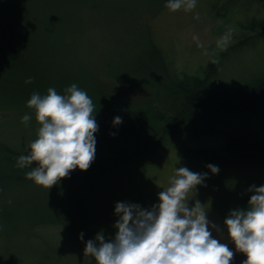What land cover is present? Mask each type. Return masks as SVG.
<instances>
[{"label":"rangeland","instance_id":"374dc122","mask_svg":"<svg viewBox=\"0 0 264 264\" xmlns=\"http://www.w3.org/2000/svg\"><path fill=\"white\" fill-rule=\"evenodd\" d=\"M14 1L28 3L24 6L27 7L28 14L26 21L33 28L30 30L34 35L33 42L49 47V52L40 61H46L50 71L57 70V77H65L61 82L66 81L70 75L72 79L77 76L95 80L101 86L99 93L109 97L108 100L112 102L107 104L110 122L117 116L122 118L121 130L115 128L118 125H112L113 128L105 129L98 141L97 148L114 146L109 149L110 158L102 160L103 163L94 159V164L112 165L131 151L144 147L154 148L161 139L159 131L162 121L152 105L156 104L157 99L166 97L160 87L162 82L157 75L153 76L150 83L135 81L144 77L142 75L130 82L123 81L134 78L131 70L136 67L134 57L146 49L148 43L154 42L162 49L168 60L167 64L177 76L202 75L210 63L218 61V73L213 78L217 90L234 91L243 86L248 87L257 77L264 76L262 42L247 41L243 32L245 25L256 17L264 19V0H222L216 4L215 0H196L195 9L186 11L181 8L175 12L163 8L156 0ZM229 32L230 39L221 46L218 41ZM2 87L5 85L0 81V104L8 102L12 110H0V142L29 147L38 135L39 124L35 114L31 115L32 119L25 126L22 122L24 114L13 110L15 102L10 93L1 90ZM111 98L117 101L113 102ZM97 99L101 100L100 104L103 102L100 97ZM117 103H128L130 107L111 106ZM136 114L143 115L133 117ZM244 118L249 120H245L249 133L264 139V125L257 123L258 119H253L254 117L245 115ZM110 122L108 125L111 126ZM206 140L207 146L219 143L216 136H209L203 141ZM175 142L171 140V144L165 148L167 154H163L162 162L165 163L162 165V174L158 173L160 168L158 170L157 166L161 165V161L155 162L153 156L124 164L120 171L103 177L101 174L106 172L91 171L74 182H57L51 189L44 186L37 189L23 184L13 185L12 190L15 189V192H12V197L14 195L15 198L12 203L16 209L6 211L0 206V223L7 225L14 236L18 231L20 238L19 260L16 263L11 258V261L14 264H68V245L73 244L80 252V256L75 257L81 259L75 261V264H96L86 263L94 258L84 256L86 243L95 240L99 233L104 234L105 240L115 236L116 229L113 226L119 219L115 212L116 204H137L150 210L159 204V193L170 185L175 170L187 167L193 172L206 174V179L196 188L195 193H189V197L193 198L189 200V207H194L196 201L205 207L212 237L233 251L234 258L230 264H242L247 257L236 250L224 221L234 210H247L248 207L242 208L239 201L243 194H253L249 191L253 186L264 185V166L251 164L245 168L219 170L217 174H213L204 160L187 159L181 145L178 146ZM198 144L188 140L184 146L197 148ZM89 180L91 182L87 183ZM87 186L92 188L90 193ZM130 186L134 187L131 192L128 190ZM8 187L9 185H5L4 190ZM112 187L116 189L107 190ZM54 190L60 193L64 191V195L55 194ZM66 190L71 191V202L66 200ZM143 190L146 196L143 195ZM122 196L125 199L128 196L129 199L123 200ZM5 197L3 204L12 207L10 191L6 192ZM106 202H110L109 205L114 210L105 209L103 204ZM12 213L16 217L18 215L17 221L8 218ZM24 213L29 214L31 222L24 224L22 230L21 216ZM35 217L42 219L41 222L45 218L63 221V227H59L58 234H55L58 237L50 239V230L53 229L47 228L42 232L51 246L61 244L59 249L64 252L60 253L66 255L58 261H45L46 258L38 255L36 241L31 245L25 241L24 236L30 233ZM13 239L16 240L17 236ZM29 239L32 240L30 237Z\"/></svg>","mask_w":264,"mask_h":264},{"label":"trees","instance_id":"16d2710c","mask_svg":"<svg viewBox=\"0 0 264 264\" xmlns=\"http://www.w3.org/2000/svg\"><path fill=\"white\" fill-rule=\"evenodd\" d=\"M156 1L161 3L163 8H167L166 5L168 0ZM219 1L222 0H215L214 4ZM24 4L28 5V3L23 1L20 4V2H15L14 0H0V72H2L0 73V81L5 85L1 90L11 94L10 97L15 102L14 111H20L24 115L28 114L31 116L35 114V111L27 107V102L34 92L45 95L49 88H55L58 94L64 95L68 87L72 84H76L81 90L88 94L93 102V115H95L96 122L99 126V130L95 134V160H100V163H103L102 160L110 158L108 155L109 149L114 147L112 146L106 149L97 148V146H99L98 141L105 133V129H110L114 126V120L110 122L111 117L108 114L109 106H107L108 103L112 102L108 100L109 97L99 93L101 91V86L95 80L81 79V77L77 76H74L75 78L72 79L70 75L66 81L64 80L61 82L65 77H57V70L51 68L52 70L50 71V68H47L49 66L47 65L48 63H46V61H40V59L42 60L49 52V47L40 42L39 44L33 42L34 35L33 32L30 31L33 28L28 25L26 21L28 14L26 13L27 7L24 6ZM29 4L31 3L29 2ZM31 14L33 15V10ZM256 19H253V21L245 25L243 32L247 41H260L262 42L261 45L264 47V19H258V17H256ZM63 53H66V50H63ZM68 53H70V51H68ZM134 60H136L134 62L136 67L131 68L134 78L123 79L124 82L135 80L139 75L144 77L135 81L150 83L153 76L157 75V78L162 82L160 87L166 94V97L157 99L156 104L152 105L154 110L156 109L158 111L157 116H159L160 121H162L159 131L161 139L156 143L154 148L144 147L141 148V150L131 151L125 154L122 160L115 161L114 164L108 166L98 165L97 162H95V164L91 163L87 171H81L77 168L66 178L57 182H74L79 178L82 179L84 175L91 171L96 173L98 171L106 172L101 174L103 177L120 171L124 164L132 163V161H140L144 158H153V156H155V162L161 161V165H157L160 171H156L162 174V165L165 163L162 162L164 157L163 154H167V149L165 148L171 144V140H175V144L178 146L181 145L182 152L187 156V159H191V161H193V159L204 160L206 164L215 165L219 170L240 169L251 164H261L264 166V139L258 138L256 134L249 133L250 130L245 123V120L248 122L249 120L246 118L243 119V116L245 117V115H247V117L258 119L256 122L264 125V76L257 77L254 83L248 87L243 86L234 91L217 90L213 78H215L218 73L216 72L218 61L210 63L202 75L186 74L184 76H177L176 73L172 71L169 63L167 64L166 61L168 60L163 54L162 49L154 42L148 43V47L139 52V54L134 57ZM29 78H31L32 83H25ZM98 97L103 101L101 104V100L97 99ZM111 99L113 100V98ZM116 101L117 100H113V102ZM111 106L122 108L127 107L128 103H117ZM131 106L133 109L137 110L135 106ZM129 107L130 106H128V108ZM0 110L9 112V110L12 109H10L8 102H4L0 104ZM142 115L143 114H136L133 117H142ZM144 115L146 116V114ZM133 121L136 120L134 119ZM109 122L111 126L108 125ZM129 123L131 124L132 121H129ZM121 126L122 124H119L114 127L121 130ZM209 136H216V138L219 139V143L214 146H207L208 139L206 141L203 140ZM188 140L197 144L201 141H203V143L198 144L197 148H190L184 146V143ZM29 152L30 147L28 146L18 147L14 143L0 142V206L6 211L16 209V206L12 203V200L15 198L14 195L12 197V192H15V189L12 190L13 185L18 184L20 186L23 184L37 189H42L41 187H43H35L37 184L26 176V173L36 166L35 164L24 168L17 166L18 158L21 155H27ZM165 167L169 168L167 165H165ZM84 179L86 180V178ZM89 182H91V180L87 183ZM5 185H9L6 190H4ZM87 188H89L90 193L92 188L88 186ZM114 188L116 189V187H112L107 190L113 191ZM133 189V186L128 188L130 192L133 191ZM8 191L11 193L12 199L10 203L12 207L6 203L3 204L6 199L5 194ZM66 191V200L71 202L72 198H69L71 191ZM89 193H87V195ZM55 194L62 196L64 195V191L61 193L55 191ZM115 194L116 192L113 193V196ZM143 195L146 196L145 190H143ZM148 195L152 196L153 194L148 193ZM244 195L246 194H243L242 200L239 201V205L242 208L249 206L252 194L243 197ZM122 197L121 199L123 200L129 199L128 196L127 199H125L124 196ZM118 198L119 197H116V199ZM132 201L134 202V200ZM109 203L110 202H106L103 204V207L105 206V209L114 210ZM8 218L17 221L18 215L16 217V214L12 213ZM21 220L23 230V225L30 224L31 218L28 213H24L21 216ZM41 220H38L37 217L33 219L30 233L28 232L24 236L25 241L29 245L34 244L36 241V246L39 248L37 250L38 255L46 258L45 261H58V259L66 255L60 253L61 251L64 252L59 249L61 244L51 246L46 240L47 237L43 235L42 232L47 228L53 229L50 230V239L58 237L59 235L55 234H58V230H60L59 227H63V221L61 219L51 220L46 218L44 222H41ZM9 233L10 231L7 225L0 223V264H14L11 258L15 260L16 263L17 260H19L18 245L20 243V238L18 237V231L15 236ZM16 236L17 239L14 240L13 237L15 238ZM29 237L32 238V240H30ZM79 254L80 252L75 245H68L67 255L70 256V262L68 264H75V261L81 260L75 257ZM91 262L95 263V258L86 263Z\"/></svg>","mask_w":264,"mask_h":264},{"label":"clouds","instance_id":"9594fccd","mask_svg":"<svg viewBox=\"0 0 264 264\" xmlns=\"http://www.w3.org/2000/svg\"><path fill=\"white\" fill-rule=\"evenodd\" d=\"M166 7L173 12L181 8L190 11L195 9L196 0H168ZM229 39L230 32L218 43L222 46ZM25 83H32L31 78ZM27 107L34 109L39 124L30 152L17 161L20 168L36 165L26 173L27 178L51 189L73 170L87 171L95 159V134L99 130L88 94L76 84L64 95L49 88L45 95L34 92ZM31 119L25 114L22 122L27 126ZM113 123L121 124V117ZM207 167L213 174L219 172L215 165ZM204 179L206 174L179 167L170 185L159 193V204L150 210L117 203L115 236L105 240L99 233L86 243L85 255L94 257L96 264H230L234 253L212 237L205 207L199 201L189 207L193 199L189 193H195ZM249 191L253 194L247 210L232 211L224 223L236 250L247 257L242 264H264V185Z\"/></svg>","mask_w":264,"mask_h":264}]
</instances>
